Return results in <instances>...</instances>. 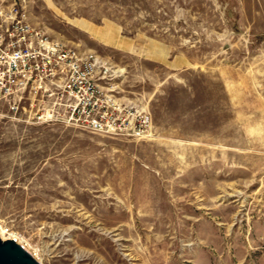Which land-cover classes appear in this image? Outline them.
I'll return each instance as SVG.
<instances>
[{"label":"rangeland","instance_id":"rangeland-1","mask_svg":"<svg viewBox=\"0 0 264 264\" xmlns=\"http://www.w3.org/2000/svg\"><path fill=\"white\" fill-rule=\"evenodd\" d=\"M20 12L106 62L115 98L151 125L108 135L52 102L0 101V238L40 264H264V0H23Z\"/></svg>","mask_w":264,"mask_h":264},{"label":"built area","instance_id":"built-area-1","mask_svg":"<svg viewBox=\"0 0 264 264\" xmlns=\"http://www.w3.org/2000/svg\"><path fill=\"white\" fill-rule=\"evenodd\" d=\"M8 1L7 8L0 7V101L9 111L18 112L25 101L42 103L49 111L52 102L51 109L62 108L75 125L93 132L148 134V110L115 98L106 62L31 25L20 12L23 0ZM46 115L53 114L39 118Z\"/></svg>","mask_w":264,"mask_h":264},{"label":"water","instance_id":"water-1","mask_svg":"<svg viewBox=\"0 0 264 264\" xmlns=\"http://www.w3.org/2000/svg\"><path fill=\"white\" fill-rule=\"evenodd\" d=\"M0 264H40L14 240L0 238Z\"/></svg>","mask_w":264,"mask_h":264}]
</instances>
